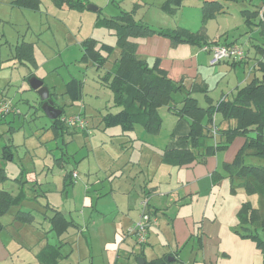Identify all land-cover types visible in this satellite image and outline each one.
<instances>
[{
	"label": "crops",
	"instance_id": "obj_1",
	"mask_svg": "<svg viewBox=\"0 0 264 264\" xmlns=\"http://www.w3.org/2000/svg\"><path fill=\"white\" fill-rule=\"evenodd\" d=\"M14 1L10 0L9 2L13 7L31 9L17 6L13 4ZM242 1L248 2L250 4L249 7L255 6L261 12H264V0ZM85 2H87L86 6L91 4L89 1ZM91 5L95 6L96 9L92 10L87 7L88 10H99L98 6ZM85 7L77 8L62 5L57 8L81 11L86 9ZM225 11L205 21V23L200 19L198 29H196L197 27H192V25H181L177 27H184L195 32L203 26L208 41L216 39L220 44L233 42V44L240 45L248 55L239 62L225 60L217 64H210V54L201 50L198 45L181 41L174 43L167 36L157 32L131 38L136 43V55L138 58L147 61L149 65H152L158 59L159 67L166 72L167 76L175 81H181L185 88L190 91L191 96L195 97L196 93H200L199 96L203 97L204 104H199L198 98H195L202 107L210 104L216 105L224 97L231 98L238 88L245 85L255 75V63L259 59L264 60V42L262 43L259 40V38L261 40L264 39V30H261V27L254 24L250 26L246 25L240 8V27L243 25L246 30L242 35H239V38L233 37V39H229L231 31L225 20L226 18L219 17L232 15L233 12L227 6L225 7ZM116 16L107 14L103 18L97 17L95 25H98L97 21L100 22L101 19ZM158 16V25L150 21H144L141 17L137 18L135 13L133 18L137 22L147 24L155 30L177 28L175 25L167 23L166 20L168 18H162V14ZM218 18L219 20L223 19L221 24H219L218 20V28L213 33H209V25L214 23L213 21ZM100 26L104 27L105 25ZM107 28L115 35V29L113 27ZM242 38L244 41H242ZM115 41H117L116 38ZM23 42L26 41L23 40ZM26 43H30L34 49L32 42ZM247 44L250 45L246 46ZM112 46L114 47V45ZM115 46L120 53L116 42ZM82 57L83 50L81 47L79 61L83 63L91 62L90 60L86 61L82 59ZM13 58V61L17 62V64L28 66L27 63L15 57L14 52ZM106 63L100 69L94 67L103 74ZM238 66L243 69V76L240 78L236 70ZM111 69L112 67L107 68L106 71ZM228 73L232 74L234 79L232 82L228 81L224 83L223 78ZM27 74H23L25 80H27ZM35 77L38 79L42 78ZM41 80L44 82L43 79ZM64 92L72 100L70 95L66 93V86ZM176 93L173 94V100L170 102V105H177L174 101V95ZM81 96H83V92ZM55 106L61 109L62 115L64 112L63 108L57 104ZM81 107L84 108L85 106L83 105ZM106 107L99 110V114H102ZM78 113L83 115L84 109ZM171 113L175 115L167 106L163 115L160 112L162 124L158 133L150 134L145 131L150 136L145 135L141 142H144L145 145L152 147L154 150L146 153L145 169L140 164L148 183L143 187L141 186L142 190L139 193L135 187L129 188L124 180L110 176L107 171H112L111 168H101L100 166H94L95 177L89 171V173L85 174V178H81L78 181L76 179L81 177V174H77L78 177L73 178L70 171L63 169L67 171L64 174V178H62L60 183L55 182L58 179H55L52 173L55 166V156L46 146H41L40 150L35 154H27V152H24L21 157L18 156L21 158V162L22 160L27 161L26 169L21 168L20 171L16 169L14 173H20L22 175V180L19 179L20 185H16L14 182L13 187L8 189L5 185L7 181L0 182V189L7 190L11 195L19 198L15 212L7 214L10 212L9 209L0 216V221L4 225L3 229L0 230V264H139L138 260H142V264H144L145 261L162 259L164 257H166L167 262L170 264H176L177 262L178 264H183V260H177L180 258L179 253H182L191 243L194 242L189 250L191 255L201 249L203 247V235L213 231L210 225L206 227L205 222L207 221L209 224H213L218 219L216 214L213 219L206 217V210L200 216L201 204L198 202L201 200L203 203L206 200L202 204V207L208 206V202L212 196H216L217 188L222 186L224 182L220 179L222 183L218 182L219 184H215L212 173L217 169L222 170V163L230 162L234 158L237 150L244 143V138L242 137V139L237 140V144H240L241 140L242 143L236 152L233 148L229 150L230 144L225 149L208 156L203 163L192 161L191 163L179 166L168 164L162 159L163 149L166 147H186L187 143L184 137L190 130L189 123L185 118H177V120H172L167 125L169 128L167 129V137L162 140L152 138V136L157 137L159 135L165 119L171 117ZM1 119L3 120V118ZM232 122L231 120L221 121L218 117L215 119V123L221 124L220 126L222 127H226L228 124H232ZM2 123L0 122V124ZM212 124V127H214V123ZM66 127L68 126H64V128ZM67 129L74 130L73 132L80 131L74 126L72 128L69 126ZM52 130L54 136H58L63 128L57 132L54 128ZM82 132L86 133L83 130ZM132 139L139 140L140 137L138 136ZM88 141H90L89 138ZM12 155V160L5 161V165L15 163V154L13 152ZM63 159L65 162L67 161L66 158ZM59 162H62V159ZM64 166L62 163L63 168ZM100 168L103 174L99 172ZM167 169L175 170L178 177L176 179L177 185L167 184L170 180L169 178L167 179V175L172 174V171H169L170 174H167L165 172ZM5 170L8 175V181H12L10 179L15 178L14 175L12 172H8L6 168ZM59 175L61 174L58 173ZM223 177L229 179L226 175H223ZM163 182L168 185L164 190L162 188ZM68 185L71 187L69 188ZM237 188L243 189L240 186ZM78 195L81 197L80 199L77 198ZM145 196L148 199L147 208L154 216L148 228L147 241L141 245L140 250L136 251L131 240L133 235L128 233V228L139 218L141 211L140 202ZM188 200L193 201L192 208L195 205H197V208L190 212H183L182 209L177 208V205H180V203L184 204ZM55 213H58L59 216L62 214L64 219L69 220L70 224L67 228L65 225L66 222L63 223L65 220L59 224V219L54 217ZM22 214L26 218L24 221L20 219ZM18 215L21 216L19 217ZM42 215L43 220H41ZM10 229L16 230L19 233L20 241H17V238L9 233ZM58 229H64L65 231L59 232ZM199 237L201 240L197 242V238ZM54 250H58L62 255L57 260H55L56 252ZM223 254L227 255L225 252ZM169 257L171 260H168Z\"/></svg>",
	"mask_w": 264,
	"mask_h": 264
},
{
	"label": "rangeland",
	"instance_id": "obj_2",
	"mask_svg": "<svg viewBox=\"0 0 264 264\" xmlns=\"http://www.w3.org/2000/svg\"><path fill=\"white\" fill-rule=\"evenodd\" d=\"M85 1L98 6L99 10H88L87 6L86 9L81 11L75 9L62 10L54 6L51 0H42L40 9L34 11L13 7L9 3L10 0H0V101L7 100L18 110L15 112L10 111L0 121L3 122L0 124V155L3 145L8 143L12 145L11 150L15 154V163L13 164L5 165V161L1 159L2 165L8 172H12L15 177L10 179L12 181L5 180L8 189L13 187L14 182L16 185H20L19 179L22 180V175L20 173L14 174L16 169L20 171L21 168H27V161L22 160L21 162V158L18 156L21 157L24 152L35 154L41 146H46L55 156V166L52 173L55 179L58 178L55 181L57 183L61 182L67 172L63 169L70 171V173L81 174L79 178L72 175L73 178H77V181L85 178V174L89 171L95 177L94 166L111 168L112 171H107L110 176L124 180L129 188L135 187L138 193L148 183L140 164L145 169L146 153L154 150L141 142L145 135L150 136V134L146 133L140 124H136L131 131L123 132L119 125L105 127L102 123V114H99V110H102L105 106H111L113 93L107 86L102 85L101 71H97L91 62L83 63L79 61L81 41L88 36H92L114 45V49L108 58L109 61L104 67V71H106L107 68L112 67L113 60L119 55V50L115 46L116 37L113 32L105 26L95 25L97 17L103 18L107 14L119 15L122 10L131 11L138 4L135 15L137 18H143L144 21H150L158 25V15L162 14V18H168L167 23L176 27L192 25V27L198 29L201 19L200 2L198 0H183L182 7L175 14H171L160 8L163 0ZM226 6L231 9L233 14L219 18H226L225 20L231 31L229 39L239 38V35H242L246 30L245 26L241 25L240 27L239 9L249 7L250 4L246 1H229L226 2ZM219 18L209 25V33H213L221 24L223 19L219 20ZM23 40L34 44L33 50L37 63L30 69L33 71L34 76L42 77L41 79L50 87V90L55 92L52 99L63 108L64 112L61 116H69L84 109L83 116L87 120L89 132L83 133L82 130L73 132L74 130L63 127L62 132H59L58 136H54L52 123L56 119L51 120L44 114L38 92L31 89L28 80L24 79L29 67L13 61L14 49ZM259 40L262 43L264 42V39L259 38ZM242 41H244L243 38ZM236 70L239 78L243 76L242 67L238 66ZM100 73L101 75H99ZM71 78L82 81L83 96L75 101L70 100L64 92L65 84ZM233 79L234 76L228 73L223 78V82H232ZM199 95L200 93H196L195 97L198 98L199 104L203 105V97ZM181 97L183 98L181 92L174 95L177 106L180 105ZM83 105L84 108L81 107ZM165 108L166 106L160 108L162 115L165 113ZM117 109L115 107L111 108L112 111ZM170 116L165 119L159 135L157 137L152 136V138L162 140L168 136L167 129L169 128L167 125L178 118L177 115L172 113ZM57 123H59L58 125L62 124L60 121ZM138 136L140 137L139 140H131V138ZM88 138L90 141H88ZM238 139H242V136L236 137L235 141L233 140L234 142L232 141L231 145L229 144V150L233 148L236 152L242 143L241 140L240 144H237ZM212 142V138H209L208 143ZM63 158H66L67 161L65 162ZM61 159L62 162H59ZM246 162L262 163L261 160L253 156L246 157ZM62 163L65 165L64 168ZM101 168L99 172L103 174ZM169 171H172V174L167 175V179H170L167 184L177 185L176 179L178 177L175 170H165L167 174H170ZM217 171L221 172L220 169H217ZM58 173L61 175L58 176ZM217 178L219 177L217 176ZM221 179L224 183L222 186L218 185L220 187L217 188V194L212 196L208 206L202 207L206 200L203 203L201 200L198 202L201 204L200 216L204 210H206V217L211 219L214 218L215 214L217 215L218 220L215 223L205 222L206 227L210 225L213 231H206L207 233L203 235L202 240L203 247L197 250L195 254L191 255L189 252L191 245L194 244L193 242L182 253H179L180 258L177 260H183V264H264V248L256 247L255 242L251 239L242 238L235 233L237 228L235 214L239 205L243 201H250L252 205L257 206L258 196L247 194L241 188H236L233 191L229 185L230 179L225 177ZM220 181L219 183H222ZM219 183L215 182V184ZM167 184L162 183L163 190L168 187ZM68 187L71 186L68 185ZM77 198L80 199L81 197L78 195ZM192 203L193 201L188 200L184 204L177 205V208L182 209L183 212H190L197 208V205L192 208ZM15 210L16 205L12 206L7 214H11ZM41 220H43V215ZM9 233L13 234L17 241H20L19 233L16 230L10 229ZM259 235L264 240V231H260ZM131 240L136 251L140 250L142 244L137 243L134 236L131 237ZM223 252L227 255H224Z\"/></svg>",
	"mask_w": 264,
	"mask_h": 264
},
{
	"label": "trees",
	"instance_id": "obj_3",
	"mask_svg": "<svg viewBox=\"0 0 264 264\" xmlns=\"http://www.w3.org/2000/svg\"><path fill=\"white\" fill-rule=\"evenodd\" d=\"M51 1L57 7L65 5L84 8L87 3L84 0ZM198 1L200 2L201 21L205 23V21L226 12V2H239L242 0ZM13 4L37 10L40 8L41 0H15ZM182 5L183 0H165L161 5V9L167 13L175 14ZM137 6L136 4L131 11L122 10L116 17L97 21L98 25L115 29L116 44L120 49L119 56L113 60L112 69L101 75L102 84L107 86L113 93L112 105L106 107L101 115L102 123L105 127L119 125L123 132L131 131L136 124H140L146 132L156 134L162 124L159 108L167 106L178 118H185L190 127L188 134L184 137L187 143L186 147H166L163 149V161L177 166L192 161L203 163L208 156L225 149L236 137L242 136L244 143L237 150L234 158L230 162L222 163L221 172L223 174L216 170L212 173V178L215 183L219 182L223 175H226L230 179L231 190L235 191L240 186L245 193L258 196L257 206H253L250 201H243L239 205L236 212L237 228L235 233L242 238L251 239L255 242L256 247L264 248V240L259 235L260 231H264V60L259 59L255 63V75L245 85L238 88L234 96L221 98L216 105L210 104L202 107L198 104L197 99L191 96L190 91L185 88L181 81H175L167 76L166 72L159 67L158 59L152 65H149L144 59L138 58L136 43L131 38L157 32L167 36L174 43L180 41L192 43L198 45L200 49L204 45L220 44L219 41L216 39L208 41L203 26L195 32L184 27L155 30L147 24L134 20L133 15ZM241 13L246 25L254 24L264 30V12H261L259 8L255 6L242 7ZM229 44H233V42L226 43V45ZM81 47L83 50L82 59L90 60L97 69L104 66L114 49L112 45L92 37L85 38L81 42ZM14 56L29 66L26 75V79L29 80L34 75L30 68H33L36 64L32 45L26 42L17 45L14 49ZM65 86L66 93L70 95L72 100L81 98V80L73 78ZM176 92L183 93L180 106L170 105L173 94ZM112 107L118 109L112 111ZM217 117L221 121L231 120L233 122L226 127H219L220 121L217 124L215 123ZM58 121H60L59 117L52 123V127L56 132L65 126L63 124L58 125ZM212 123L216 127L215 133L211 132ZM209 138H212V143H208ZM12 156L11 144H5L0 155V182L8 179L1 159L4 161L12 160ZM248 156L256 157L262 163H247L246 157ZM18 200L17 196L11 195L7 190L0 189V216L6 213L10 206L16 205ZM147 206L148 199L145 196L141 202V211L136 222L141 216H144L148 231L150 221L153 220L154 215L149 212ZM23 215L18 216H21L20 219L24 221L26 218ZM54 217L59 219V224L65 220L63 223L66 222V228L70 224L69 220L64 219L62 214L59 216L58 213H55ZM136 222L131 224L129 228L134 226ZM3 226L0 221V230L3 229ZM64 229L58 230L63 232ZM128 233L133 235L136 240L135 233H131L130 230H128ZM199 240H201L200 237L197 238V242ZM54 251L56 252L55 260H57L62 255L58 250ZM144 264L170 263L164 257L145 261Z\"/></svg>",
	"mask_w": 264,
	"mask_h": 264
},
{
	"label": "built area",
	"instance_id": "obj_4",
	"mask_svg": "<svg viewBox=\"0 0 264 264\" xmlns=\"http://www.w3.org/2000/svg\"><path fill=\"white\" fill-rule=\"evenodd\" d=\"M202 50L208 51L210 53V64H216L228 59L240 61L244 59L246 53L244 50L237 44H213V45H204L201 47ZM10 111L15 112L18 111L11 105V103L7 100L0 101V118L6 116ZM60 122H62L65 126H74L79 130H83L84 132H89L87 120L81 113H74L69 116H60ZM215 128L212 127V133H215ZM74 177L77 176L76 172H72ZM146 220L144 216L132 226L128 228L131 233H135L137 243L143 244L147 241V228H146Z\"/></svg>",
	"mask_w": 264,
	"mask_h": 264
},
{
	"label": "water",
	"instance_id": "obj_5",
	"mask_svg": "<svg viewBox=\"0 0 264 264\" xmlns=\"http://www.w3.org/2000/svg\"><path fill=\"white\" fill-rule=\"evenodd\" d=\"M87 7L92 10L96 9V7L91 4H89ZM28 83L31 89L36 90L38 92L41 102V108L44 114L51 120L57 119L61 115L62 111L60 108H57L55 106L56 103L52 99V96L55 93L53 94L49 90V87L46 84H44V82L41 79H38L35 76L29 78ZM168 260H171V258L169 257ZM138 261L139 264L143 263L142 260H138Z\"/></svg>",
	"mask_w": 264,
	"mask_h": 264
},
{
	"label": "clouds",
	"instance_id": "obj_6",
	"mask_svg": "<svg viewBox=\"0 0 264 264\" xmlns=\"http://www.w3.org/2000/svg\"><path fill=\"white\" fill-rule=\"evenodd\" d=\"M60 116H61V115H60ZM60 116H59V117H60Z\"/></svg>",
	"mask_w": 264,
	"mask_h": 264
}]
</instances>
